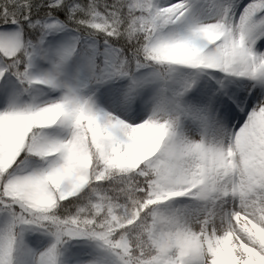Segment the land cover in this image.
Instances as JSON below:
<instances>
[{
	"label": "snow or ice",
	"instance_id": "snow-or-ice-1",
	"mask_svg": "<svg viewBox=\"0 0 264 264\" xmlns=\"http://www.w3.org/2000/svg\"><path fill=\"white\" fill-rule=\"evenodd\" d=\"M0 264H264V0H0Z\"/></svg>",
	"mask_w": 264,
	"mask_h": 264
}]
</instances>
